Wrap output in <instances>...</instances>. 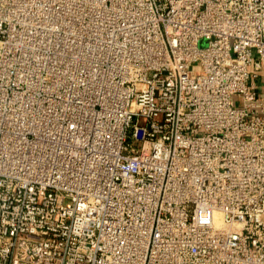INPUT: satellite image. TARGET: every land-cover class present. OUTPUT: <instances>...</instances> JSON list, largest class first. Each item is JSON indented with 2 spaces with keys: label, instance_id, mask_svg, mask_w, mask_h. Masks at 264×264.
I'll return each instance as SVG.
<instances>
[{
  "label": "built area",
  "instance_id": "2783aa9c",
  "mask_svg": "<svg viewBox=\"0 0 264 264\" xmlns=\"http://www.w3.org/2000/svg\"><path fill=\"white\" fill-rule=\"evenodd\" d=\"M261 74L264 0H0V264H264Z\"/></svg>",
  "mask_w": 264,
  "mask_h": 264
},
{
  "label": "rangeland",
  "instance_id": "374dc122",
  "mask_svg": "<svg viewBox=\"0 0 264 264\" xmlns=\"http://www.w3.org/2000/svg\"><path fill=\"white\" fill-rule=\"evenodd\" d=\"M192 69L195 71V73L200 71V65L199 63L192 64Z\"/></svg>",
  "mask_w": 264,
  "mask_h": 264
},
{
  "label": "crops",
  "instance_id": "0c3cea01",
  "mask_svg": "<svg viewBox=\"0 0 264 264\" xmlns=\"http://www.w3.org/2000/svg\"><path fill=\"white\" fill-rule=\"evenodd\" d=\"M259 83H260V85H261V90H260V92H262V84H263V86H264V78H263L262 74H261V76H260V78H259Z\"/></svg>",
  "mask_w": 264,
  "mask_h": 264
}]
</instances>
